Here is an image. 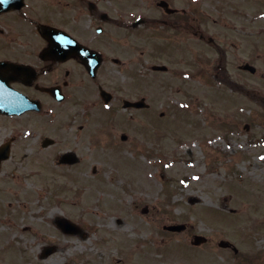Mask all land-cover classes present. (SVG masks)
Segmentation results:
<instances>
[{"label":"rangeland","instance_id":"obj_1","mask_svg":"<svg viewBox=\"0 0 264 264\" xmlns=\"http://www.w3.org/2000/svg\"><path fill=\"white\" fill-rule=\"evenodd\" d=\"M198 4L197 23L214 44L166 26L132 34L131 95L144 94L151 108L141 118L133 113L125 146L94 132L109 120L97 108L85 131L68 136L83 166H57L37 154L34 165L23 159L5 168L0 264H264V0ZM216 45L226 49L238 89L215 76ZM243 62L256 74L242 70ZM152 64L168 70L152 71ZM58 216L82 234L56 228ZM171 224L186 227L163 229ZM194 235L206 241L192 244ZM46 245L57 249L41 257Z\"/></svg>","mask_w":264,"mask_h":264},{"label":"flooded vegetation","instance_id":"obj_2","mask_svg":"<svg viewBox=\"0 0 264 264\" xmlns=\"http://www.w3.org/2000/svg\"><path fill=\"white\" fill-rule=\"evenodd\" d=\"M190 1L194 7L174 0H0L1 188L5 168L23 159L34 165L50 155L54 165L83 166L68 136L85 131L97 108L109 120L94 132H107L120 146L129 142L133 113L141 118L149 109L124 107L142 96L131 95L129 40L138 28L147 34L166 26L214 44L197 23L199 0ZM216 53L227 54L222 45Z\"/></svg>","mask_w":264,"mask_h":264},{"label":"water","instance_id":"obj_3","mask_svg":"<svg viewBox=\"0 0 264 264\" xmlns=\"http://www.w3.org/2000/svg\"><path fill=\"white\" fill-rule=\"evenodd\" d=\"M154 68H156V69H165V67L164 66H154ZM246 68H249L251 71H254V67H252V66H246ZM57 222H58V224L62 227V228H64V230H66V228L67 227H76V226H74L72 223H70L67 219H57ZM77 228V227H76ZM166 229H169V230H177V231H180L181 229H183L184 228V225H182V224H180V225H169V226H166L165 227ZM73 230H75L74 228H73ZM75 232V231H74ZM205 239L204 238H202V237H200V236H196L195 237V240H194V243H196V244H198V243H200V242H202V241H204ZM220 245L221 246H224V247H226V246H232L231 245V243H229L228 241H221L220 242ZM233 249H234V251H236V248L235 247H233ZM54 250V247H46V248H44V250H43V253H42V255L43 256H47L48 254H50L52 251Z\"/></svg>","mask_w":264,"mask_h":264},{"label":"trees","instance_id":"obj_4","mask_svg":"<svg viewBox=\"0 0 264 264\" xmlns=\"http://www.w3.org/2000/svg\"><path fill=\"white\" fill-rule=\"evenodd\" d=\"M226 78V77H225ZM226 83H228V84H230V85H232V83L230 82V80H228V79H225L224 80Z\"/></svg>","mask_w":264,"mask_h":264},{"label":"bare ground","instance_id":"obj_5","mask_svg":"<svg viewBox=\"0 0 264 264\" xmlns=\"http://www.w3.org/2000/svg\"><path fill=\"white\" fill-rule=\"evenodd\" d=\"M1 234V233H0Z\"/></svg>","mask_w":264,"mask_h":264}]
</instances>
